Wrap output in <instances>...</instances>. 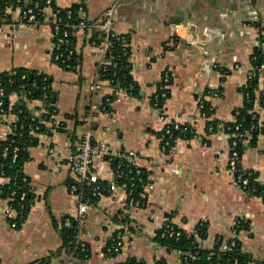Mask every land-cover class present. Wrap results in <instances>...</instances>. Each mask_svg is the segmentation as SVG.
<instances>
[{"label":"crops","instance_id":"obj_1","mask_svg":"<svg viewBox=\"0 0 264 264\" xmlns=\"http://www.w3.org/2000/svg\"><path fill=\"white\" fill-rule=\"evenodd\" d=\"M81 3L89 20L113 8L114 29L126 37L130 74L139 93L133 95L107 81L92 92L102 58L95 32H73L82 59L74 69L54 59L52 14L36 27L7 26L0 32V72L27 68L45 74L54 92L49 105L14 92L12 105L24 100L34 115L56 108L54 119L44 121L46 130L35 133L36 143L23 166L35 198L19 227L11 225L6 215L8 198L0 195V264H30L62 248L59 225L64 218H75L79 207V197L69 189L74 175L63 161L86 131L91 100L101 103L111 95H117L111 112L101 111L94 118V142L112 154L136 152L137 165L148 175L146 198L138 207H124L123 189L100 194L96 203H90L81 234L90 248L88 259L62 252L53 263L124 264L135 257L145 264H187L180 252L156 240L169 216L189 234L206 223L208 234L200 240L204 248H212L220 237L223 244L230 242L236 236L235 220L243 217L250 226L240 230L238 241L252 256V264H264V201L238 185L228 167V134L222 128L210 131L199 108L204 97L211 102L215 118L233 121L234 111L243 107L242 88L246 71L253 66L252 54L256 47L264 54L261 31L252 23L259 21L264 33V0H54L58 8ZM13 6L10 21L16 22L19 9ZM221 68L228 74L224 76ZM167 70L172 84L159 110L152 98ZM255 110L264 121L259 102ZM16 119L13 113L0 116V140ZM171 122L189 124L194 136L176 138L163 151L164 129ZM240 165L255 170L264 182V135L256 146L245 149ZM91 172L106 186L115 183V171L101 154L95 156ZM121 229L123 253L111 257L107 246Z\"/></svg>","mask_w":264,"mask_h":264},{"label":"trees","instance_id":"obj_2","mask_svg":"<svg viewBox=\"0 0 264 264\" xmlns=\"http://www.w3.org/2000/svg\"><path fill=\"white\" fill-rule=\"evenodd\" d=\"M17 0H0V3L3 6L13 4L16 5ZM33 0H21V5L27 6L31 4ZM80 4H74L69 7L72 9V14L68 17V8H58L53 5V10L58 12V16L64 18L69 23H77L80 19V15L78 13ZM254 26H257L260 31V41H264V33L261 23L259 21L252 22ZM70 46L76 48V37L71 30L69 34ZM126 37L122 36L119 41L114 42V51L116 54V65L108 66L103 71V78L111 81L110 84L112 86H116L118 89H124L133 95H137L139 93L138 86L135 84L131 74H130V64H129V55L130 48L127 45ZM254 59V64L264 63V54L260 50L259 47H256L252 58ZM82 59L79 55H75L72 61V68H77L78 64H80ZM224 76L228 74V70L220 69ZM30 74L33 76L30 78ZM0 77L3 82L6 91L5 97V114H16V129H14V133L10 136L9 139L0 140V165L4 163V170L6 173V182L3 186V192L1 194L2 197L7 198L11 196V194L15 191L16 198H20L23 192H26V197L23 201V205L25 206L24 215L27 216L31 205L34 201V194L32 192V188L28 182H24V172L23 166L24 163L29 158V148L36 143L35 133L39 131H45L47 126L44 125V121L50 118V114L56 111L54 106L47 108V113H41L40 115H36L35 120L32 118L34 114L27 108L24 100L17 102L12 105L11 103V95L14 92L21 93L24 92L28 99L33 100H41L44 101L47 105L52 102V96L54 94L51 83L52 80L47 77L45 74H38L36 71L29 70L27 68H17L9 73H1ZM224 81V78H223ZM258 80H254L249 83V86L245 88V98L243 107L234 111V120L233 121H222L214 117V108L210 101L205 99L204 107L202 111L205 113L209 119L206 122L207 128L213 126L212 132L218 131L219 128L222 129L230 136H233L236 132V126L241 124L239 131H243L245 133L246 141H240L237 150L240 154L239 162L241 161V157L245 152V149L248 146H256L261 135H264V121H260L259 114L258 117L254 116L256 113L255 110V101L258 97L257 92L255 91L258 87ZM170 85L172 84V79L170 80ZM167 97L169 96V87L166 89ZM221 90H219L220 94ZM247 93L249 94V98L247 97ZM221 95V94H220ZM117 97V95H111L106 97L102 101V107L104 106L105 112H111V102ZM166 98H161L158 102V105L162 108L164 105ZM155 98H152V105H154ZM260 105L264 106V98H260ZM101 107V109H103ZM255 110V112H254ZM0 116L1 112H0ZM260 122L262 125H260ZM39 127V128H37ZM175 138H184L188 139L194 136V131L189 124H182L179 130L174 131ZM16 138L15 145L20 147L19 156L16 162H12V156H8L7 158L2 157V153L5 147H8L11 150L10 142L11 138ZM232 139V138H231ZM230 139V140H231ZM175 140V139H174ZM173 140V141H174ZM172 141V142H173ZM174 143V142H173ZM121 159L118 157H112V161L110 163L111 167L115 170L117 165ZM141 169V168H140ZM258 177V174H256ZM142 181L138 182L133 187V197L138 199L141 197L144 192V187L148 183V175L146 172L141 170ZM73 181V179L71 180ZM70 181V183H71ZM119 181V180H118ZM104 187L106 183L100 181ZM253 188H256V191H252ZM82 191L84 192V200L89 203H96L99 198V194H94L93 190L88 187H82ZM246 192L251 195L260 196L264 201V182L256 181L254 178L251 179L248 188L245 189ZM15 197V196H14ZM15 207L17 206V201H13ZM71 219V227L65 225V218L60 226L62 234H63V246L61 249L52 252L51 254L40 258L36 261L31 262L30 264H59L53 263V258L60 257L62 252L69 254L70 256L84 261L88 259L90 256V248L87 243L83 247L81 242V238L79 236L78 228L80 227L79 222L74 219ZM57 226L58 224L55 223ZM20 226V224H19ZM18 226V227H19ZM250 224L247 222L243 224L242 229L249 228ZM180 237H169L162 238L160 231L156 236V240L162 245L166 246L169 250H176L178 252L187 253V258L190 264H252L253 258L252 256L245 252L242 248L240 241L237 242L235 246H230V242L223 244V237L217 239L216 243L212 248H204L201 246L200 240L205 238L208 234V226L206 223H201L197 226L196 233H187L183 229ZM111 243V242H110ZM185 256L182 255V258ZM61 261V260H60ZM124 264H145L143 261L138 260L135 257H130L127 262ZM165 264V263H164Z\"/></svg>","mask_w":264,"mask_h":264},{"label":"built area","instance_id":"obj_3","mask_svg":"<svg viewBox=\"0 0 264 264\" xmlns=\"http://www.w3.org/2000/svg\"><path fill=\"white\" fill-rule=\"evenodd\" d=\"M54 0H33L31 4L27 6L21 5V0L17 1L16 8L19 9L18 18L16 22L10 21V13L11 9L14 7L13 5H6L3 6L0 3V32H3L5 28L14 26L17 29H27L33 28L40 25L42 22L47 20L49 17V13L52 14V19L49 21V24L52 28L53 35L55 37V53L54 59L58 62L61 66L67 69L72 68V61L75 55H79L76 48L70 46V39L69 34L71 30L76 33H82L84 35L88 34V32H95L98 38L101 41V51H102V58L97 67V78L95 82L91 86V90L93 93H96L98 90L102 88L103 82H111L103 78V71L108 66L116 65V54L114 51V42L119 41L122 36L118 34L114 29V21H113V8H108L105 13L98 19L89 20L86 18L85 6L84 4H80L78 13L80 15V19L77 23H69L64 18L58 16V12L53 10ZM68 17L72 14V9L68 8ZM178 26V25H176ZM259 30V28L256 26ZM253 57V66L251 69L247 70V80L244 84L242 91L243 96L245 98V88L249 86V83L258 80V87L255 90L258 94V97L255 103L260 102V98H264V63H260L255 65ZM171 80V73L167 70L163 74L159 85L154 93V107L156 109L161 110L162 108L158 105V102L161 98L167 97L166 89L170 86ZM217 95V93H215ZM5 97L6 91L3 85V82L0 77V112L1 115H5ZM247 97L249 98V94L247 93ZM205 98L199 100V108L203 118L206 120L209 119L202 111L204 107ZM102 102L98 103L94 98L91 100V104L87 113V117L85 119L84 125L86 127L85 133L82 135L81 139L74 145L72 152L66 158L63 163L67 165L74 175L73 181L69 184V189L72 194H75L79 197V207H78V214L74 218L76 219L80 227L78 228L79 236L81 238V234L83 231V226L85 224V219L87 217L88 209L90 203L84 200V192L82 191V187H88L93 190L94 194H102L106 192H111L115 187H119L124 190L126 193V199L123 202L124 207H128L130 205L133 206H140L143 199L146 198V188L149 186L148 184L144 187V192L142 193L141 197L135 199L133 197V187L142 181L141 177V169L137 165V155L134 150H129L127 152H121L112 154L107 147L98 146L94 142V118L96 117L97 113L105 110L104 106L102 107ZM262 106V105H261ZM101 107L103 109H101ZM264 108V106H262ZM105 112V111H104ZM255 112V110H254ZM257 111L254 116L258 117ZM36 115L32 118L35 120ZM54 119V113L50 114V118L47 121ZM17 120V119H16ZM261 121V120H260ZM44 123V122H42ZM180 122H171L168 123L164 129L165 140L163 142L162 148L163 151H166L168 148H171L172 141L175 138L176 130L181 128ZM260 125L262 123L260 122ZM241 124L236 126V132L233 136L228 135L230 140V156H229V170L234 174L235 180L238 185L242 189L248 188L251 179H255L258 181V177L256 176L257 172L255 170H247L241 167L239 159L240 154L237 150V146L240 141L244 142L245 133L239 131ZM39 128V127H37ZM222 128V127H221ZM14 129H16V122L12 123L9 127V130L5 131L3 134V139H9L10 136L14 133ZM209 130H213V126L209 127ZM225 132V131H224ZM16 138H11L10 146L11 150L8 147H5L2 157L7 158L8 156H12V162H16L19 156L20 147L15 145ZM97 154H101L104 158L111 163L112 157H118L121 160L119 161L117 168L114 170L115 172V183L111 186H103L100 184V180L95 178L91 172V165L93 160ZM58 169V168H56ZM6 173L4 170V163L0 165V195L3 192V186L6 182ZM119 180V181H118ZM24 182H28L30 184L29 178L26 174H24L23 178ZM31 186V185H30ZM252 191H256V188H253ZM16 192L14 191L11 196L8 198V205L6 208V215L9 218V221L13 227L19 226L25 218V206L23 205V201L26 197V192H23L20 198H16ZM15 196V197H14ZM17 201V206L15 207L14 202ZM247 223V221L243 217H238L234 222V232L236 236L230 241V246H235L238 242V233L242 230L243 224ZM65 225L71 227V219H65ZM193 233H196L193 232ZM182 234L181 228L174 224L169 216L165 217L164 223L161 226V237L162 238H169V237H180ZM191 234V233H190ZM125 235L123 230H119L116 234L111 243L107 246L106 252L111 257H116L119 254L123 253L125 247ZM82 246H85V242L81 238ZM181 255L185 256L183 260L185 263L190 264L187 256V253L180 252ZM156 264H164L162 262H157Z\"/></svg>","mask_w":264,"mask_h":264},{"label":"water","instance_id":"obj_4","mask_svg":"<svg viewBox=\"0 0 264 264\" xmlns=\"http://www.w3.org/2000/svg\"><path fill=\"white\" fill-rule=\"evenodd\" d=\"M33 75L32 74H30V78L32 77Z\"/></svg>","mask_w":264,"mask_h":264}]
</instances>
